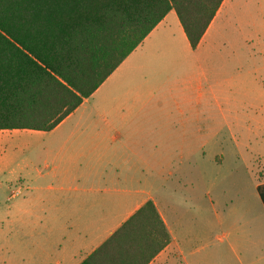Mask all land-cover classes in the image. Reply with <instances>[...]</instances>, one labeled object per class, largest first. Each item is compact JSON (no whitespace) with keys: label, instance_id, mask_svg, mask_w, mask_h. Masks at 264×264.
Segmentation results:
<instances>
[{"label":"crops","instance_id":"1","mask_svg":"<svg viewBox=\"0 0 264 264\" xmlns=\"http://www.w3.org/2000/svg\"><path fill=\"white\" fill-rule=\"evenodd\" d=\"M233 6V0H223L196 48L176 11L170 10L54 128L29 129L35 132L28 142L40 139L43 144L24 164L34 175L31 181L37 184L30 190L37 197L13 205V230L0 233V264H81L148 201L171 240L147 264H233L234 257L238 264H264L260 208L258 237L251 235L248 243L238 239L230 260L223 246L208 249L209 233L198 231L194 216L164 194L166 174L178 175L180 183L192 181L194 169L189 161L185 164L197 138V105H205L209 113L210 105H244L246 84L251 89L257 85L264 95V49L224 33L235 20ZM246 45L248 54L243 53ZM99 105H108L107 111ZM254 105H264V97ZM167 111L181 117L165 118ZM12 130H0V138ZM260 184L264 176L255 182V196L264 210ZM154 220L143 213L131 230L140 240L150 232L158 235L159 222Z\"/></svg>","mask_w":264,"mask_h":264},{"label":"trees","instance_id":"2","mask_svg":"<svg viewBox=\"0 0 264 264\" xmlns=\"http://www.w3.org/2000/svg\"><path fill=\"white\" fill-rule=\"evenodd\" d=\"M222 2L0 0V130L54 128L172 9L196 48ZM143 213L159 228L140 240L131 227ZM170 240L148 201L81 264H147Z\"/></svg>","mask_w":264,"mask_h":264},{"label":"rangeland","instance_id":"3","mask_svg":"<svg viewBox=\"0 0 264 264\" xmlns=\"http://www.w3.org/2000/svg\"><path fill=\"white\" fill-rule=\"evenodd\" d=\"M233 2L230 13L235 20L225 26L226 37L246 39L249 47L264 49V0ZM249 47L246 45L243 53H250ZM260 64L264 65V58ZM253 86L254 89L250 84L245 86L244 105H210V113L204 110L205 105H197V138L185 164L189 166V161L194 169L192 181L180 183L178 175H165V196L171 195L172 202L194 216L198 231L209 233L208 249L223 246L230 251V260L238 239L248 243L251 235L258 237V208L264 227L262 203L255 196L256 179L264 176V105H254L264 95L257 85ZM99 106L108 109V105ZM167 114L181 117L178 112L167 111L165 118ZM34 132L12 130L0 138V179L4 181L0 186V233L12 232L13 205L19 199L37 197V191L30 190L37 184L31 181L34 175H30V165H24L37 156L43 145L40 139L28 142V135ZM39 167L45 171L41 163ZM188 200L194 204L191 208ZM202 242L197 243L199 247ZM3 243L0 240V247ZM231 262L238 264L235 257Z\"/></svg>","mask_w":264,"mask_h":264}]
</instances>
